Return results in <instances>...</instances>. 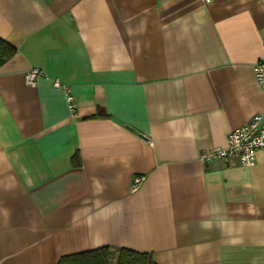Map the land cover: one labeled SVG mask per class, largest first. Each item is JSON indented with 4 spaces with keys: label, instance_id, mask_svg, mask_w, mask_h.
Segmentation results:
<instances>
[{
    "label": "crops",
    "instance_id": "1",
    "mask_svg": "<svg viewBox=\"0 0 264 264\" xmlns=\"http://www.w3.org/2000/svg\"><path fill=\"white\" fill-rule=\"evenodd\" d=\"M0 39V264H264V154L199 160L264 113V0H0Z\"/></svg>",
    "mask_w": 264,
    "mask_h": 264
},
{
    "label": "built area",
    "instance_id": "2",
    "mask_svg": "<svg viewBox=\"0 0 264 264\" xmlns=\"http://www.w3.org/2000/svg\"><path fill=\"white\" fill-rule=\"evenodd\" d=\"M209 2L210 0H204ZM254 78L262 92H264V59H261L253 68ZM42 72L37 68L28 70L24 75L26 85L33 86L36 81L42 77ZM53 87L59 89L62 86L54 82ZM65 99L71 113L74 112V99L71 90L63 87ZM256 152L264 154V113L254 115L248 122L242 126L233 129L227 136L224 147H216L210 150L202 151L199 160L206 165L215 160H227L236 157L240 162L249 166L254 161ZM145 177L139 176L133 180L131 191H136L144 182Z\"/></svg>",
    "mask_w": 264,
    "mask_h": 264
},
{
    "label": "trees",
    "instance_id": "3",
    "mask_svg": "<svg viewBox=\"0 0 264 264\" xmlns=\"http://www.w3.org/2000/svg\"><path fill=\"white\" fill-rule=\"evenodd\" d=\"M15 49L0 39V67L10 60ZM78 165V157H74ZM57 264H156L150 253H140L126 248L101 247L96 250L66 255Z\"/></svg>",
    "mask_w": 264,
    "mask_h": 264
},
{
    "label": "water",
    "instance_id": "4",
    "mask_svg": "<svg viewBox=\"0 0 264 264\" xmlns=\"http://www.w3.org/2000/svg\"><path fill=\"white\" fill-rule=\"evenodd\" d=\"M111 120L114 122V123H116V124H118V125H122L123 124V121L121 120V119H119L117 116H111Z\"/></svg>",
    "mask_w": 264,
    "mask_h": 264
}]
</instances>
